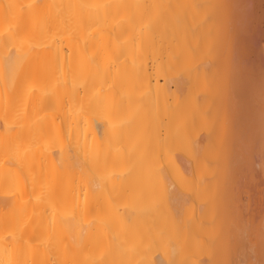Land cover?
Returning <instances> with one entry per match:
<instances>
[{"label": "bare ground", "instance_id": "6f19581e", "mask_svg": "<svg viewBox=\"0 0 264 264\" xmlns=\"http://www.w3.org/2000/svg\"><path fill=\"white\" fill-rule=\"evenodd\" d=\"M246 6L0 0V264H243L250 253L264 264L262 221L219 203L216 136L200 131L210 114L192 95L228 8L246 53L236 62L251 64L236 78L252 81L251 111L260 106L264 30L245 50ZM234 135L235 169L264 166L261 144L238 167L248 135Z\"/></svg>", "mask_w": 264, "mask_h": 264}, {"label": "rangeland", "instance_id": "374dc122", "mask_svg": "<svg viewBox=\"0 0 264 264\" xmlns=\"http://www.w3.org/2000/svg\"><path fill=\"white\" fill-rule=\"evenodd\" d=\"M244 1L247 5L244 7L246 12L248 13L247 10H253L254 0ZM259 5L257 11L254 7L253 13L250 12L252 15L247 13L243 15L245 23L239 32V37L244 39L245 50L247 47L255 48L253 39L257 38L255 37L257 36L256 32L260 29L264 30V0L261 3L259 1ZM224 10L228 12L225 13ZM223 11L215 22V30L206 36V38L212 40L211 55L205 57L204 53H200L199 61L193 68L198 75L204 76V82L194 86L192 95L196 101L198 113L207 112L210 114V117L201 126L200 131L205 130L216 136L215 148L218 153L216 171L220 188L218 198L222 210L233 218L236 215H242L241 218L245 222H247V219H251L252 221L249 220L248 222L251 221L250 223L254 224L255 227L257 223L259 225L260 221L264 224V166L259 169L251 166L244 169H235L236 164L232 160V150L234 145L237 144V140L234 135L236 130H234L232 122H234V108L236 106L233 98H231L232 95H230L237 82L236 75L238 71L248 70L251 64L236 62L246 53L234 50L236 45L234 44L235 37L234 31L231 30V22L236 16L228 8L223 9ZM206 14L207 12H201L197 18L203 19ZM259 41L263 45L264 38L259 37ZM262 45L260 44V46ZM254 58L255 56H250L251 60ZM200 59H205L206 62ZM250 81L246 83L253 84ZM260 95H262V91ZM256 132H261V130ZM256 132L251 130L250 134H247V138L241 139L240 143L245 147L241 149L243 155L238 158V167L243 162L248 161L255 150H258L255 148L256 146L264 145V143H259L249 137L251 134L254 136ZM262 134H264L263 131ZM228 225H232L231 220L228 221ZM231 259L233 262V256H223L222 261L224 262L222 263L228 261L227 264H230ZM242 260L243 264H260L261 257L250 253L248 256H244Z\"/></svg>", "mask_w": 264, "mask_h": 264}, {"label": "crops", "instance_id": "0c3cea01", "mask_svg": "<svg viewBox=\"0 0 264 264\" xmlns=\"http://www.w3.org/2000/svg\"><path fill=\"white\" fill-rule=\"evenodd\" d=\"M261 37L264 38V33L261 34ZM263 43H264V41H263ZM243 71H244V69H243ZM262 72L264 73V68H263ZM244 74H245V71H244ZM237 87H238V93L236 94V97L234 96L231 98H233L234 104L237 108V112H236L235 116L237 117V120L240 123L237 124L236 122H232L234 130L241 127L242 130L244 131V133L246 132V134H250L251 130L253 132L261 130V132H259V133H262V131L264 132V87L262 86L263 90H261L263 94L260 97H258L257 99L253 98V99H255L254 102L256 103V101H258L257 103H259V105H260L259 107H257V109L254 108L255 111H251V109H253L252 106L254 107V105H252L250 107L251 99L248 96V94L252 90H253V92L255 91V89H254L255 85L247 84L246 80L244 78H242L241 81L239 79H237ZM254 102L252 101V104ZM256 133H258V132H256ZM257 142H259V141H257ZM263 142H264V139L262 138V141L259 143H263Z\"/></svg>", "mask_w": 264, "mask_h": 264}]
</instances>
